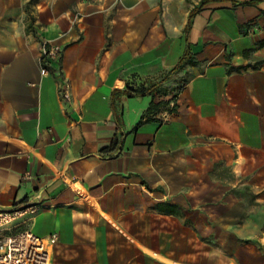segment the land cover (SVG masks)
Segmentation results:
<instances>
[{"label":"crops","instance_id":"0c3cea01","mask_svg":"<svg viewBox=\"0 0 264 264\" xmlns=\"http://www.w3.org/2000/svg\"><path fill=\"white\" fill-rule=\"evenodd\" d=\"M29 1L0 0V208L35 206L51 264H264V0H207L187 31L201 0ZM187 219L239 247H176Z\"/></svg>","mask_w":264,"mask_h":264},{"label":"built area","instance_id":"2783aa9c","mask_svg":"<svg viewBox=\"0 0 264 264\" xmlns=\"http://www.w3.org/2000/svg\"><path fill=\"white\" fill-rule=\"evenodd\" d=\"M75 20L78 15H75ZM60 48L55 44H42L38 54L39 72L48 73L47 67L54 63ZM62 95L66 97L63 90ZM172 106L173 104H169ZM167 111L162 115L167 116ZM33 205L0 208V264H51L56 234L41 237L32 229L23 227L35 214Z\"/></svg>","mask_w":264,"mask_h":264},{"label":"rangeland","instance_id":"374dc122","mask_svg":"<svg viewBox=\"0 0 264 264\" xmlns=\"http://www.w3.org/2000/svg\"><path fill=\"white\" fill-rule=\"evenodd\" d=\"M213 175L222 180H228L232 181L233 177L230 174V170L228 167L223 165L222 161H217L214 164V167L212 169ZM242 195H245L248 197L250 195L249 192H243ZM209 225V224H207ZM210 227V228H209ZM217 225L210 224V226L205 227L204 223L192 224L190 220H183L181 222L180 227V238L178 240H175L173 242H170L171 244L175 245L176 247H180L181 249H188L190 245H195L196 249L198 251L201 250H215L219 251L218 249H227V248H237L238 241L234 240H224L226 238H222L223 235L221 234V231H219ZM196 232V234L194 233ZM134 244L137 245V247H140L139 242L133 241ZM206 257H198V262L200 264H205ZM166 263H170V261L166 260Z\"/></svg>","mask_w":264,"mask_h":264},{"label":"trees","instance_id":"16d2710c","mask_svg":"<svg viewBox=\"0 0 264 264\" xmlns=\"http://www.w3.org/2000/svg\"><path fill=\"white\" fill-rule=\"evenodd\" d=\"M36 0H30L27 5H26V8H28V6L30 4H33L35 3ZM207 2V0H201L200 2V5L199 7L197 8H194L190 11L189 13V17H188V21H187V25L185 27V30L187 31L189 28H190V24H191V19L193 18V16L200 10V7L203 6L205 3ZM253 3H256L255 0H252V1H248L246 2V4H253ZM32 20V19H31ZM30 20V22H31ZM30 24L31 23H28L27 25V28L29 29L30 28ZM192 58L190 52H189V49L188 47H186L184 53L182 54V56L180 57V59L178 60L177 64L175 65V67L170 71V73L178 70L179 68H181V66L183 65L184 61L185 60H190ZM252 67H256L255 65H252ZM168 79V76H166L165 78H163L158 85L162 84L163 82H165L166 80ZM156 87L157 85H152L150 86L149 88L147 89H140V90H134L132 88H129V87H126L124 89V94L126 96H132V95H144V94H147V93H153L155 90H156ZM148 112H155V113H158V112H162V111H167V113H173L176 111V105L173 103L172 106L169 105V102H166V101H160L158 103H153L151 102L148 106V109H147ZM118 147V140L117 139H114L111 143V145L107 148H104L101 150L102 153H106V152H111V151H114L116 148Z\"/></svg>","mask_w":264,"mask_h":264},{"label":"bare ground","instance_id":"6f19581e","mask_svg":"<svg viewBox=\"0 0 264 264\" xmlns=\"http://www.w3.org/2000/svg\"><path fill=\"white\" fill-rule=\"evenodd\" d=\"M118 83L121 84V81H118ZM73 186L78 190L85 191L84 188L79 183H74Z\"/></svg>","mask_w":264,"mask_h":264}]
</instances>
